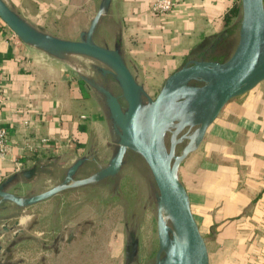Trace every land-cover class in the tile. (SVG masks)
Returning a JSON list of instances; mask_svg holds the SVG:
<instances>
[{
  "label": "crops",
  "instance_id": "crops-1",
  "mask_svg": "<svg viewBox=\"0 0 264 264\" xmlns=\"http://www.w3.org/2000/svg\"><path fill=\"white\" fill-rule=\"evenodd\" d=\"M101 1L5 0L37 29L72 40L89 28ZM154 2L112 0L94 35L111 41L97 43L120 49L148 92L161 89L194 48L224 32L239 0H174L165 14L152 11ZM210 46V54L220 58V47ZM84 59L92 58L57 57L26 43L0 17V125L7 146L0 156V184L36 167L31 178L19 175L9 191L37 194L43 184L63 181L79 158H88L82 169L107 166L114 155L118 137L105 100L84 77L115 94L119 86L98 70L101 65ZM179 177L208 238L210 264H264V81L225 105L199 148L182 161ZM53 199L30 208L0 199V230L4 224L11 228L0 235L11 248L2 251L0 262L37 264L51 233L61 232V247L68 246L65 226L58 220L51 232L38 210Z\"/></svg>",
  "mask_w": 264,
  "mask_h": 264
},
{
  "label": "water",
  "instance_id": "water-1",
  "mask_svg": "<svg viewBox=\"0 0 264 264\" xmlns=\"http://www.w3.org/2000/svg\"><path fill=\"white\" fill-rule=\"evenodd\" d=\"M112 0H102L89 28L80 39H64L37 29L0 0V17L24 42L46 52L66 57L83 55L99 61L103 75L111 74L122 92L84 77L98 90L108 108L117 147L107 166L92 175L76 179L88 160L79 158L65 178L51 189L21 196L9 187L22 175L31 178L36 167L24 169L0 184V199L20 207H30L73 187L114 177L121 171L128 151L140 154L148 164L158 193L157 232L159 248L154 264H210L208 238L192 212L188 192L179 177L182 161L203 142L210 125L233 98L246 95L264 81V0H241L239 40L232 55L224 60L190 59L170 74L156 97L140 84L118 47L101 45L94 35ZM169 135V146L166 138ZM186 141L182 151L177 146ZM11 228L4 224L0 235ZM22 230H15L18 234ZM125 264H133L139 246L134 231L129 233ZM9 240L0 242V255ZM4 264V261L0 262Z\"/></svg>",
  "mask_w": 264,
  "mask_h": 264
},
{
  "label": "rangeland",
  "instance_id": "rangeland-1",
  "mask_svg": "<svg viewBox=\"0 0 264 264\" xmlns=\"http://www.w3.org/2000/svg\"><path fill=\"white\" fill-rule=\"evenodd\" d=\"M241 19L242 15L238 19L239 28ZM105 27L106 25L103 28ZM96 40L99 43H111L110 39L106 41L101 36H97ZM238 40L239 36L234 44L221 50L222 61L232 55ZM84 60L89 64L91 61L102 65L93 58ZM86 70L94 69L87 67ZM159 89L147 92L156 97ZM117 93L122 94L120 88ZM166 143L169 146V135ZM185 144L186 141L177 146L178 153ZM100 168L85 166L79 170L76 179L86 178ZM61 182L43 184L36 193L51 189ZM157 193L156 182L146 161L135 151H128L123 167L116 176L67 188L52 196L53 200L38 207L42 212V221L48 224L51 232L56 229L59 220L69 231V237L68 246L62 249L61 240L65 236L62 238L61 232L51 233L52 237L44 241L43 248L47 254L44 258L39 257L36 263L125 264L129 233L134 231L139 239V246L133 264H154L159 248Z\"/></svg>",
  "mask_w": 264,
  "mask_h": 264
},
{
  "label": "trees",
  "instance_id": "trees-1",
  "mask_svg": "<svg viewBox=\"0 0 264 264\" xmlns=\"http://www.w3.org/2000/svg\"><path fill=\"white\" fill-rule=\"evenodd\" d=\"M242 15V5L241 0L230 10V12L226 16V23L227 27L224 30L223 33L218 35L215 39L212 41H204L199 46L194 48V50L191 53L190 59H218V56H212L210 54L212 42L215 44V46H219L221 50L226 49L230 45L234 44V42L237 40L239 36V25L238 21L235 23H232V19L236 16L241 17ZM188 59V60H190ZM187 60V61H188Z\"/></svg>",
  "mask_w": 264,
  "mask_h": 264
},
{
  "label": "built area",
  "instance_id": "built-area-1",
  "mask_svg": "<svg viewBox=\"0 0 264 264\" xmlns=\"http://www.w3.org/2000/svg\"><path fill=\"white\" fill-rule=\"evenodd\" d=\"M174 7V0H155L152 5V11L155 14H165L170 12ZM1 85V79H0ZM6 130L0 125V156L6 150Z\"/></svg>",
  "mask_w": 264,
  "mask_h": 264
},
{
  "label": "flooded vegetation",
  "instance_id": "flooded-vegetation-1",
  "mask_svg": "<svg viewBox=\"0 0 264 264\" xmlns=\"http://www.w3.org/2000/svg\"><path fill=\"white\" fill-rule=\"evenodd\" d=\"M215 60H220V61H222L220 58H218V59H215ZM183 143V142H182Z\"/></svg>",
  "mask_w": 264,
  "mask_h": 264
}]
</instances>
